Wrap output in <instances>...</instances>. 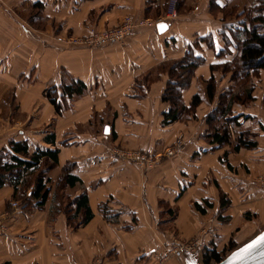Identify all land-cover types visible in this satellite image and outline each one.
I'll use <instances>...</instances> for the list:
<instances>
[{"label":"crops","instance_id":"crops-1","mask_svg":"<svg viewBox=\"0 0 264 264\" xmlns=\"http://www.w3.org/2000/svg\"><path fill=\"white\" fill-rule=\"evenodd\" d=\"M147 1L0 0V113H8L7 120L0 117V153L12 141H27L31 154L58 149L42 207L31 198L35 183L23 188L25 202L13 187L0 188V214L12 201L21 204L0 236V264H203L201 253L243 246L264 230V192L256 184L264 175V107L234 114L253 148L235 152L208 137L207 117L215 108L201 80L217 79L211 67L232 59L219 55L222 24L199 25V14L186 10L176 20H159L166 26L161 31L159 24L136 29L121 44L85 49L66 42L92 28H112L126 16L159 19L165 0L148 14ZM189 52L204 59L182 95L188 108L196 95L202 98L197 120L185 116L165 126L171 105L162 95L169 74L160 67ZM73 79L87 91L58 116L46 90ZM254 96L259 103L261 96ZM11 128L16 135L6 139ZM52 134L55 142L49 143ZM180 136L183 151L151 168L114 153L165 156ZM68 164L73 179L60 183ZM175 237L200 238L203 246L194 255L163 259Z\"/></svg>","mask_w":264,"mask_h":264},{"label":"trees","instance_id":"trees-1","mask_svg":"<svg viewBox=\"0 0 264 264\" xmlns=\"http://www.w3.org/2000/svg\"><path fill=\"white\" fill-rule=\"evenodd\" d=\"M158 1H147V14L148 9L152 8ZM224 1L226 2V0ZM211 5L213 7L212 12L215 9L224 14L228 12L227 5H221L218 3V0H211ZM37 7L41 9L43 5L37 4ZM241 17L243 18L233 20V22H224L220 33L225 46L219 55L222 57L230 55L232 57L231 61L211 67L213 71L222 69L223 73H231L234 83L232 88L228 89L226 95L225 93L221 95L222 99L229 96V105L225 108L221 107L218 111L216 108L208 119V121L213 119L216 112H219L224 119L223 129L215 127L208 135L209 138H212L211 143L218 145L219 148L230 144L232 137L231 129L240 126L239 117L232 116L231 108L234 104H245L255 100L254 93L257 85L253 82V78L258 77L260 73L264 72V0H256V4H253L250 10L242 11ZM120 23L112 28L119 26ZM207 38L209 40L212 39L211 37ZM207 38H203V40L208 41ZM193 54L189 52L182 60L172 61L160 67L162 72L169 74V80L162 95V100L171 105L170 110L164 114L163 124L165 126L178 122L185 116L195 117L193 110L202 103V98L196 95L190 105L191 107L188 108L183 102L182 97L183 91L189 85L190 75L204 62L201 56ZM186 76H189L188 80H186ZM215 82L214 76L208 81L210 100H214L216 96ZM240 83H243V85L240 86ZM86 91L87 85L83 81L73 79L70 84L63 83L59 86L48 88L46 90V97L54 106L56 114L60 116L71 108V101L74 100V97L83 95ZM250 136L251 134L247 132L238 133L233 150L238 152L242 148H253L255 143L250 140ZM46 140L49 143H54L55 136L52 134ZM227 155L225 156L227 157ZM57 162L58 149L39 148L31 154L27 141H12L9 149L6 152L0 153V188H3L5 185L13 187L19 193V199L25 202L27 199L22 191L23 188H28L31 184L35 183L31 198L38 202L35 208H40L47 201L50 193L47 173L49 168L57 164ZM71 168L72 165L69 164L65 167L66 175L65 178L61 179L60 183H65L68 177V180L73 179L68 175ZM83 201H86V199L84 198ZM77 209L79 210L80 206H77ZM101 211L108 217V209L105 206L101 207ZM88 212L87 221L92 217L89 209ZM238 248L236 245L231 244V247L228 249V252L230 251L229 254ZM228 252L225 250L218 252L216 248L209 249L204 253L203 264H218L227 257Z\"/></svg>","mask_w":264,"mask_h":264},{"label":"rangeland","instance_id":"rangeland-1","mask_svg":"<svg viewBox=\"0 0 264 264\" xmlns=\"http://www.w3.org/2000/svg\"><path fill=\"white\" fill-rule=\"evenodd\" d=\"M175 1H176V3H175ZM253 4H256V0H226L225 5H227L228 12H227V14H224L222 12H218L217 9H215L214 12H212L213 7L211 5V0H165V7L163 8L164 13L162 14V16L157 20L152 18V17H156L154 15L150 16L151 18H148V19H151L152 21H155V22L159 21V20H168V19L176 20L181 13H185L186 10L187 11L192 10L194 13L199 14L198 18L195 19L199 22V25L200 24H207V23H216L218 25L222 24V26H223L224 25L223 22H228V21L233 22V20L243 18L244 16L241 17L242 11L250 10V8L253 6ZM174 9L176 10L175 15H173ZM157 12H159V11H157ZM123 18H121L118 21L117 25L123 20ZM179 20H177V22ZM221 70L222 69H217V71L215 72V74L217 75V79H215L216 82H215V87H214L216 96H215L214 100H211L212 106H214L215 109L217 108V111L221 107L225 108L229 105V96H226L224 99H222L221 95L224 93L226 95L228 93V89L232 88V86L234 84L232 81V78H231L232 74L231 73H223ZM190 77L191 78L189 80L188 87H190L192 80L195 77V72L193 74H191ZM188 79H189V76L186 78V80H188ZM253 82L257 85V88H258V90H255L256 91L255 93L257 95L261 96L260 102L256 103V100H254L252 102H247L245 104H234L233 107L231 108L232 109L231 110L232 116L234 114H237L238 112H242V110H244V108L253 109V108L258 107L259 104L264 107V72L260 73L258 75V77H254ZM201 83L203 85H205L206 90L209 93L208 81L201 80ZM241 85H243V83H240V86ZM254 98H255V96H254ZM208 99H210V98H208ZM212 111H209V114L207 117L208 133L212 132L215 127L223 129L222 125H223L224 119L222 118V115L219 114V112H216L213 116V119L208 121L209 116L212 113ZM196 112H197V108L195 110H193V115H195V117H193L192 119L197 120ZM16 113L14 111H12V113L9 115H11V118L14 119ZM7 116H8V113H6V112L3 114L0 113V117L2 118V120H7ZM228 117H230V115H228ZM231 131H232V133L234 132V135H232L233 138L231 137V142H230L229 146L231 149H234L233 146L236 143L237 134L240 133L242 130H240L239 126H238V127L232 128ZM3 132H4V129H0V135ZM15 135H16V130H13V129L9 130L6 139H8L9 137L15 136ZM233 139H235V140L233 141ZM6 210L8 211L9 208L7 207ZM258 233H259V231H258ZM174 239H178V238L175 237ZM188 241H190V240H188ZM184 242H187V240ZM235 245H236V247H241V246H239L241 244H235ZM228 249L229 248H227L225 251L228 252ZM229 253H230V251L227 253L226 256H228ZM201 254L204 256V253H201ZM203 256H202V259H203Z\"/></svg>","mask_w":264,"mask_h":264},{"label":"built area","instance_id":"built-area-1","mask_svg":"<svg viewBox=\"0 0 264 264\" xmlns=\"http://www.w3.org/2000/svg\"><path fill=\"white\" fill-rule=\"evenodd\" d=\"M176 3V1H175ZM176 14L174 9L173 15ZM161 21H152L151 19H135L133 16H126L121 21L120 25L104 30L98 31L94 28L90 29L88 35L83 37H70L66 42L75 47H82L85 49L102 48L112 44L123 43L136 29L140 28H155ZM185 148L184 137L180 136L176 142L166 150L165 156L152 154L149 152H129L125 150H115V155L128 162L135 164L140 168H151L158 164L163 157L173 158L183 151ZM256 184L264 192V175H260L256 179ZM21 209V204L18 201H12L8 211L0 214V236L8 233V220ZM203 246V240L194 238L190 241L184 242L178 239L173 240L172 248H168L163 256L166 259L170 256H182L185 253L194 255ZM92 264H102L100 259H96Z\"/></svg>","mask_w":264,"mask_h":264},{"label":"water","instance_id":"water-1","mask_svg":"<svg viewBox=\"0 0 264 264\" xmlns=\"http://www.w3.org/2000/svg\"><path fill=\"white\" fill-rule=\"evenodd\" d=\"M159 31L166 28L164 23L158 25ZM109 128H106V132ZM190 264H198L192 261ZM218 264H264V230L248 243L229 254Z\"/></svg>","mask_w":264,"mask_h":264}]
</instances>
